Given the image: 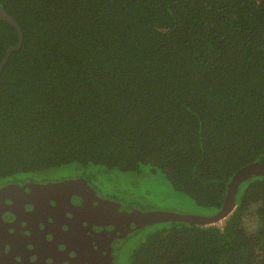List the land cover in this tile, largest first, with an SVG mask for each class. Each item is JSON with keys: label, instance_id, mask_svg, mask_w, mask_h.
<instances>
[{"label": "trees", "instance_id": "obj_1", "mask_svg": "<svg viewBox=\"0 0 264 264\" xmlns=\"http://www.w3.org/2000/svg\"><path fill=\"white\" fill-rule=\"evenodd\" d=\"M0 5L23 33L0 74V184L147 168L213 215L233 174L264 164V0ZM17 41L0 20V63ZM113 264H264V177L216 224L122 236Z\"/></svg>", "mask_w": 264, "mask_h": 264}, {"label": "flooded vegetation", "instance_id": "obj_2", "mask_svg": "<svg viewBox=\"0 0 264 264\" xmlns=\"http://www.w3.org/2000/svg\"><path fill=\"white\" fill-rule=\"evenodd\" d=\"M84 177H23L0 184V191L11 186L0 194V264H113L116 243L132 231L114 236V226L95 221L115 219L105 218L106 202L120 212L137 207L101 196ZM68 181L73 187H54Z\"/></svg>", "mask_w": 264, "mask_h": 264}, {"label": "rangeland", "instance_id": "obj_3", "mask_svg": "<svg viewBox=\"0 0 264 264\" xmlns=\"http://www.w3.org/2000/svg\"><path fill=\"white\" fill-rule=\"evenodd\" d=\"M74 174L86 176L89 184L101 196L127 206L133 205L131 207H137L141 211H183L199 215L214 213L212 209L196 206L188 196L176 191L160 172H152L147 168L136 173L111 171L108 174L102 168L74 166L43 173L38 177H65Z\"/></svg>", "mask_w": 264, "mask_h": 264}, {"label": "water", "instance_id": "obj_4", "mask_svg": "<svg viewBox=\"0 0 264 264\" xmlns=\"http://www.w3.org/2000/svg\"><path fill=\"white\" fill-rule=\"evenodd\" d=\"M0 20H4L8 22L10 25H12L18 34V41L14 46L9 47L5 55L0 63V74L9 58L11 53L13 51L18 50L23 42V33L19 26V24L16 22V20L8 15L4 8L0 5ZM251 176H263L264 177V164H262L259 161L247 164L243 167H241L239 170H237L233 176L231 177L227 188L225 197L223 200V204L221 209L216 212L213 215H199L195 213L190 212H172V211H141L137 208H133L131 211H118L116 208V205H114L111 202H106V212H104L105 218L109 216H114L115 219H110L108 221L99 222L95 221L96 225H112L114 226L112 233L115 236L118 232L120 236L126 234L127 232L133 231L135 229L141 228L145 225L157 223V222H171V221H180L189 225H211L216 224L217 222L225 219L227 216H229L233 210L236 207V194L238 191L239 184L246 180L247 178ZM72 181H68L67 183H60L55 188H63L67 184L69 186L73 187ZM75 184V183H74ZM40 187H43L41 185H37ZM11 186H7V188H4L1 190V195H5L8 190V188ZM31 187V186H30ZM47 187V186H44ZM37 188V187H36ZM32 192V190H31ZM77 192V191H75ZM78 193V192H77ZM80 194V193H78ZM86 208V207H84ZM81 208L82 213H84L85 209ZM100 208H103L100 207ZM93 208L89 207V211H91ZM74 214V211H73ZM119 224L120 227L117 226ZM111 264V263H108Z\"/></svg>", "mask_w": 264, "mask_h": 264}]
</instances>
